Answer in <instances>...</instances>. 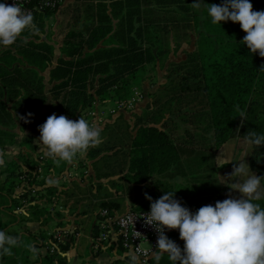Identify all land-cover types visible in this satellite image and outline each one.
I'll use <instances>...</instances> for the list:
<instances>
[{
    "label": "trees",
    "instance_id": "1",
    "mask_svg": "<svg viewBox=\"0 0 264 264\" xmlns=\"http://www.w3.org/2000/svg\"><path fill=\"white\" fill-rule=\"evenodd\" d=\"M192 2L71 0L65 5L69 17L58 55L40 33L62 3L55 9L35 10V29L25 30L10 46L0 45V149L14 144L17 133L11 127L23 129L31 117V129L40 136L39 126L52 114L89 122L88 112L96 105L129 101L133 87L144 79L146 66L165 61L166 55L179 43H188L193 34L197 35L194 48L185 52L183 60L168 63L165 82L141 112H136L135 105L124 107L100 124L102 142L85 152L92 167L88 179L96 180L91 186L106 197L110 193L100 194L103 179L111 186L115 175L135 183L146 182L158 170L159 162L174 159L178 144L185 141L181 134L189 135L186 140L192 143L201 142L198 133H209L212 149L230 138H245L249 131L264 135V58L243 44L246 33L238 23L213 24L207 8L193 9ZM223 2L204 0L209 5ZM250 3L253 11H264V0ZM19 156L27 165L13 160L0 170L5 174L0 183L5 205L0 206V214L9 213L19 222L39 221L42 225L52 220L56 226H63L64 222L55 218L62 217L61 209L66 206L74 211L80 198L68 204L74 190L60 189L38 177L50 170L59 175L67 162L44 154L37 166L30 155ZM250 165L257 176L264 177V146L251 145ZM22 181V191L15 193ZM261 183L264 187V178ZM213 194L211 206L221 200L218 192ZM99 195L95 193L92 198ZM252 202L264 209V198ZM99 207L98 221L103 219L101 209L113 215L111 202H99ZM7 223L0 220V229ZM53 232L40 230L23 236L18 242L21 252L17 264H31V252L39 246L46 247L40 264H65L60 252L68 244L57 242ZM170 239H176L183 249L184 241L177 232ZM32 242H36L34 246ZM150 264L174 262L164 252L151 257Z\"/></svg>",
    "mask_w": 264,
    "mask_h": 264
},
{
    "label": "clouds",
    "instance_id": "2",
    "mask_svg": "<svg viewBox=\"0 0 264 264\" xmlns=\"http://www.w3.org/2000/svg\"><path fill=\"white\" fill-rule=\"evenodd\" d=\"M202 6L207 8L213 24L238 23L246 33L243 44L249 52L264 58V11H253L250 0H224L221 5L193 0L191 4L193 9ZM28 29H35L31 13L16 4L0 3V45L14 44ZM39 132L46 155L69 164L78 154L102 142L101 129L81 117L73 121L64 115L52 114L39 126ZM245 141L261 147L264 135L249 131ZM4 155L0 151V166L5 164ZM250 171L244 161L234 165L229 175L247 176L238 188L240 198L217 201L215 206H203L195 214L174 198L176 191L166 192L152 202L146 223L156 226L158 249L168 253L174 264H264V209L252 202L264 198L260 191L264 177L252 171L248 176ZM146 198L151 200V197ZM165 229L179 230L183 249L165 235ZM17 242L15 237L0 231V254L11 256V247Z\"/></svg>",
    "mask_w": 264,
    "mask_h": 264
},
{
    "label": "crops",
    "instance_id": "3",
    "mask_svg": "<svg viewBox=\"0 0 264 264\" xmlns=\"http://www.w3.org/2000/svg\"><path fill=\"white\" fill-rule=\"evenodd\" d=\"M70 1L71 0H65V3L67 4ZM65 5L62 7V10L65 9ZM173 51L174 50L166 55L164 58L166 59L165 61L157 62L155 65L148 64L146 66L144 79L138 86L133 87V89L135 88L142 96L135 104L134 108L136 112H141L144 105L151 99V95L165 82L168 63L171 61L178 62L185 58L184 52L178 54V57L175 58L172 55ZM147 75H151L149 86L145 84ZM141 86L147 88L148 92L146 94L143 93L144 90L139 89ZM142 101L144 104L140 105ZM128 118L130 123H133L134 119H132L131 116H128ZM32 121L33 118L31 117L30 124L23 129H19L20 131L27 129L31 131V134L39 136V134L31 129ZM19 129H14L17 135L14 144L11 146H16L17 144V139L21 134ZM181 135L186 142L184 141V144H178L179 146L174 153V159L168 161L166 158L164 161V158L162 163L160 164L159 162L157 165L158 170L152 172L149 179L144 183H135L127 180L124 176L120 178L119 175H115V184L113 186L108 183L107 179L101 180L103 185L100 189V194L108 192L110 195L106 197H104V195H99L96 188L90 184L96 180L90 182L88 179V175L92 173V167L90 161L87 160V168L83 167L84 169L82 172L84 173L80 172L83 175L82 177L78 176L77 178L70 179L72 182L67 186H58L60 189L74 190L75 196L69 200L68 204H70L74 198H80V202L74 211H69L68 206H66L61 209L63 212L62 217L55 218L56 221H63V227L68 228L70 232L73 233L66 241L68 248L60 252L65 258V264H131L130 261L127 260V254L119 245L117 236L114 232H110L106 239L98 238L100 222L96 215L100 209L99 202H111L113 214L119 215L129 209L150 210V204L152 202L159 199L166 192L176 191L174 193V198L180 202L181 206L186 207L191 213L195 214L199 208L211 205L214 202V191L218 192L221 196L220 202L228 198H240L242 194L238 192V188L239 185L247 179V176L229 175L234 165H238V163L244 161L255 174L250 165V145L245 141L239 142L237 138L241 137H234L225 141L218 148L212 149L210 147L211 143L208 141L210 137L209 133H198L196 136H198L201 142L192 143L190 142L191 139L186 140L189 135ZM203 136H206V138ZM203 139L206 141L202 142ZM11 146L0 149V151H7ZM251 171L248 173V176L253 174ZM51 177L53 180L59 178L56 177L53 172H51ZM260 191L264 194L262 183ZM95 193L99 195L98 199L92 198ZM146 196L151 197V200L147 199ZM209 198L211 200L207 202ZM8 215L9 213L0 214V220L8 222L0 231H4L6 234L15 237L18 242L23 236H27L28 232L36 233L40 230L47 231V227L43 224L41 225L39 221L19 222L18 220H13L9 222L10 217H8ZM97 226L98 230H96ZM96 231L98 232L97 237L94 236ZM176 232L179 234L178 229H167L169 239ZM171 240L176 244L178 243L176 239ZM18 242L15 246L11 247V256L0 254V264H17L19 262L21 246ZM35 243L36 242H32V246H34ZM45 250V246L35 248L30 255L31 264H40L41 256L45 253ZM159 253H162L161 250H158L155 256Z\"/></svg>",
    "mask_w": 264,
    "mask_h": 264
},
{
    "label": "built area",
    "instance_id": "4",
    "mask_svg": "<svg viewBox=\"0 0 264 264\" xmlns=\"http://www.w3.org/2000/svg\"><path fill=\"white\" fill-rule=\"evenodd\" d=\"M63 0H0V3L7 5L16 4L26 13H31L32 16L35 10L40 9H55ZM141 93L134 88L131 99L127 102H120L114 105L110 113H116L120 109L127 107L132 108L140 99ZM102 110H90L88 112V120L92 125L97 126L103 123L101 115ZM98 125V126H99ZM42 158V156H40ZM23 180V177H22ZM146 209H129L119 215H108L106 209L100 210V215L103 219L99 221V239H106L110 232H114L121 248L127 254V260L131 264H150V258L153 257L159 250L156 246L158 233L153 226L148 225V212ZM167 235V229L164 230ZM71 232L68 228L57 227L53 235L57 242H66ZM56 243L50 246V251L55 250Z\"/></svg>",
    "mask_w": 264,
    "mask_h": 264
},
{
    "label": "rangeland",
    "instance_id": "5",
    "mask_svg": "<svg viewBox=\"0 0 264 264\" xmlns=\"http://www.w3.org/2000/svg\"><path fill=\"white\" fill-rule=\"evenodd\" d=\"M65 4H66L65 2L62 3V5H60L59 8H57L55 10V12L50 17L47 18V20L45 21L44 31L40 33V37L42 39H45V40L49 41L50 43H52V45L54 46V51H55L56 55L58 54V46H59V43L62 39V34L64 33V31L67 28L66 23H67V19L69 17V13H67L65 11V9L62 10V7ZM196 39H197V35L193 34L188 43H184V42L179 43L177 49H175L173 51L172 55L175 58H177L178 54H181L183 52L185 53L187 51H191L195 46L194 43H195ZM146 79H147V81L145 84L147 86H149V84H150L149 80L151 79V75H147ZM156 80H157V77H156ZM139 89L144 90V92H143L144 94H146L148 92L147 88H144L142 86ZM143 104H144V102L142 101L140 103V105H143ZM96 106L97 107H95L92 110H95V111L102 110L104 112V114L101 115V118L103 119L104 122L109 121V119H107V117H109L108 115H112V117L115 115V113H110V110L112 108H114V105H106V106L96 105ZM100 124H102V123H100ZM98 125L96 127L101 128L102 125H99V126ZM11 128H14L15 130L19 129V127L17 125H14ZM19 131H20V129H19ZM20 132H21V134H20V137L17 139L16 146H11L9 150L4 151L5 164L7 162L14 160V161L21 163L23 166L27 165V164H24L23 161L20 159L19 153H22L24 155H30L31 160H33L32 163H34L35 165L37 164V166H39L38 165L39 164L38 161L40 160L39 156L46 154L45 146H43L41 144V142L39 141V136L31 134V131L25 129V130H22ZM237 140L239 142L245 141L244 138H237ZM249 145H250L249 147L251 150V144H249ZM32 163H31V165H32ZM5 164L3 166H0L1 167L0 170H3V168L5 167ZM87 166H88V163H87V160L85 159V153L82 155L78 154L77 157L74 159V161L71 164L66 163L64 165L63 171L59 175H55L56 177H59L58 179L53 180V178L51 177V171L52 170L47 171L48 173L46 176L43 177L42 175H40L38 178L39 179H45L46 182H52V183L57 184L58 186H67L72 182L70 179L77 178L78 176L82 177L83 175L81 173H84L82 171L85 167L87 168ZM230 167H231V165H230ZM37 168L39 170L40 167H37ZM40 174H41V172H40ZM4 176H5V174L0 171V183L3 181ZM20 179L22 180V177H20ZM22 186H23V181H22L21 185L15 189L14 192L20 193L19 191H22L21 190ZM1 205H5V197L2 195H0V206ZM56 209H59V207L57 206ZM17 212H19L18 209H17ZM2 213H6V212H2ZM8 217H10L9 222H12L13 218L9 215H8ZM43 225H45L47 227L48 232L54 231L58 227L55 225L54 222H52V220H49L48 222H46ZM61 227H63V226H61Z\"/></svg>",
    "mask_w": 264,
    "mask_h": 264
}]
</instances>
